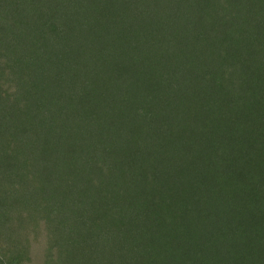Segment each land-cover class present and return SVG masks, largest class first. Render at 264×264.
I'll return each instance as SVG.
<instances>
[{
    "label": "trees",
    "instance_id": "trees-1",
    "mask_svg": "<svg viewBox=\"0 0 264 264\" xmlns=\"http://www.w3.org/2000/svg\"><path fill=\"white\" fill-rule=\"evenodd\" d=\"M192 233L264 264V0H0V264Z\"/></svg>",
    "mask_w": 264,
    "mask_h": 264
},
{
    "label": "rangeland",
    "instance_id": "rangeland-1",
    "mask_svg": "<svg viewBox=\"0 0 264 264\" xmlns=\"http://www.w3.org/2000/svg\"><path fill=\"white\" fill-rule=\"evenodd\" d=\"M58 134H59V130H57L55 132V136L58 137ZM54 140H55V137H54ZM159 161L162 162L161 159ZM168 162L169 161H167V163ZM69 165L71 166V164H69ZM157 165H159V164H157ZM159 167H160V165H159ZM166 167H167V164H166ZM65 177H63V178L60 177L58 180V186H59L60 191H64L65 182L68 180V178H65ZM162 178L164 180H166V179H168V175L163 176ZM163 220H167V218H163ZM162 231H163V233H167L170 236H172L164 228H162ZM180 234H178L177 235L178 237L177 238L175 237L172 240V242L170 240H168V244L170 245V247L168 249H164V250H166L165 252L168 253L171 257L174 256V258H168V259L172 260L174 262V264H185V262L183 260H186L187 256L191 257L192 253H196V252H199L198 254L201 253V251H199L198 249H192V245L196 246L195 243H191L193 236H196V233H192L191 235L186 234L184 236H181ZM186 236H187L188 242H184V241H186V240H184V237H186ZM125 256L127 257L126 258L127 260H125V261L128 262L129 264H130V260H131V262L134 261L135 264H154V261L156 260V258H154V256H152L153 259H151V261H150L149 256H147V253H145V252H143V254H141L140 256H137L134 254V258H135V259L133 258L134 260L130 259L128 254H126ZM203 256L205 258V255H203ZM166 261H168V260L167 259L164 260L161 264H164ZM192 261H193V259L188 261V262H190V264H194V261L193 262ZM170 264H172V263H170Z\"/></svg>",
    "mask_w": 264,
    "mask_h": 264
}]
</instances>
